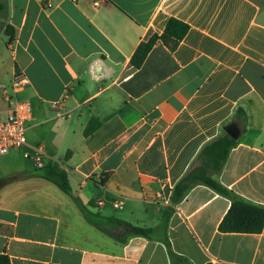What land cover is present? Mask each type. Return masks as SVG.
<instances>
[{"label":"crops","instance_id":"0c3cea01","mask_svg":"<svg viewBox=\"0 0 264 264\" xmlns=\"http://www.w3.org/2000/svg\"><path fill=\"white\" fill-rule=\"evenodd\" d=\"M0 2L14 32L9 84L17 71L27 79L29 150L43 147L68 182L64 192L25 165L14 173L20 151L0 156V180L22 175L0 189L11 264H171L164 237L185 264H264V227L218 230L229 198L198 184L171 202L201 149L233 126L240 136L212 178L264 206V0ZM170 18L189 26L183 40L173 52L157 42L135 69L139 43Z\"/></svg>","mask_w":264,"mask_h":264},{"label":"trees","instance_id":"16d2710c","mask_svg":"<svg viewBox=\"0 0 264 264\" xmlns=\"http://www.w3.org/2000/svg\"><path fill=\"white\" fill-rule=\"evenodd\" d=\"M4 8L5 4L0 3V9L3 10ZM11 28L8 24L4 28V33L8 38L7 48L10 47L14 38V32H10ZM188 30L189 26L186 23L176 18H170L161 34H152L146 41L139 43L130 58V64L135 69L140 68L149 52L159 41L173 52L183 40ZM226 128L222 129L221 134L216 139L201 149L197 157L200 165L188 171L175 185L171 195V202L176 205L186 196L190 188L198 184L205 185L216 193L229 198L231 201L227 212L218 226V230L221 233L259 234L264 227V206L255 205L246 200L236 198L227 188L214 180L211 175L222 169L230 149L236 145V140H233L226 134ZM37 175L40 178L53 182L61 190L66 192V186L68 184L67 176L60 168L45 165L44 168L38 169ZM83 213L90 223L101 228L99 226L100 221L97 224L96 219H93L92 215L86 214L84 210ZM120 227L127 237H149L148 230L145 228L136 227L124 222H120ZM162 242L167 249L171 264L186 263L183 257L178 256L172 251L170 241L167 237H164ZM0 264H11L5 252L0 253Z\"/></svg>","mask_w":264,"mask_h":264},{"label":"built area","instance_id":"2783aa9c","mask_svg":"<svg viewBox=\"0 0 264 264\" xmlns=\"http://www.w3.org/2000/svg\"><path fill=\"white\" fill-rule=\"evenodd\" d=\"M26 85V77L18 73L14 75L10 92H4V100L8 108L5 112H0V156H5L12 151H20L24 159L32 162L37 169H42L45 166L43 147L36 146L33 150H29L27 141L32 106L28 100L17 97L24 91ZM113 207L120 210L122 204L113 203Z\"/></svg>","mask_w":264,"mask_h":264},{"label":"rangeland","instance_id":"374dc122","mask_svg":"<svg viewBox=\"0 0 264 264\" xmlns=\"http://www.w3.org/2000/svg\"><path fill=\"white\" fill-rule=\"evenodd\" d=\"M4 21H5V11L0 9V32H1V29L4 28L3 26H5ZM5 40H6L5 35L1 34L0 35V62L2 64L0 65V86H2V88L0 87V91L3 90V88L5 87V91L2 92L3 96H4V92H10V88H11L12 83H13L14 75L20 73L18 71L15 72L13 77H12V80L9 84L10 65H8V60H7V56H6V52H5V49H6ZM26 95H27V93H26ZM17 97L21 98L22 96L19 94V95H17ZM3 106H4L3 104H0V109H2ZM12 165L14 167H16L15 169H11V171L13 170L14 173H18V172H16L17 169H19L18 171H20V169L22 170L23 165H25L27 168H29L33 174L38 173V169L35 167V165L32 162H28L27 160H23L22 158H20L18 156H16L15 158L13 157ZM20 176H22V175H19V174H10L9 175L8 174L6 178L0 180V189L6 185L13 183Z\"/></svg>","mask_w":264,"mask_h":264},{"label":"water","instance_id":"95a60500","mask_svg":"<svg viewBox=\"0 0 264 264\" xmlns=\"http://www.w3.org/2000/svg\"><path fill=\"white\" fill-rule=\"evenodd\" d=\"M226 134L233 140H238L240 134L237 129L233 126H229L225 129Z\"/></svg>","mask_w":264,"mask_h":264}]
</instances>
